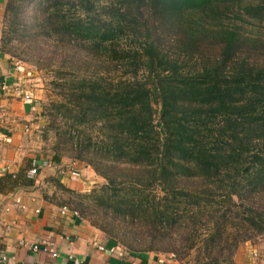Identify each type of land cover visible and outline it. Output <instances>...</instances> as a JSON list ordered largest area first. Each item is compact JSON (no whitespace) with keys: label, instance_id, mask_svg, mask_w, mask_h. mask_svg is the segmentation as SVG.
Here are the masks:
<instances>
[{"label":"trees","instance_id":"obj_1","mask_svg":"<svg viewBox=\"0 0 264 264\" xmlns=\"http://www.w3.org/2000/svg\"><path fill=\"white\" fill-rule=\"evenodd\" d=\"M2 23V51L49 74L52 159L106 180L61 203L109 244L100 217L182 264L264 235V0H7Z\"/></svg>","mask_w":264,"mask_h":264},{"label":"crops","instance_id":"obj_2","mask_svg":"<svg viewBox=\"0 0 264 264\" xmlns=\"http://www.w3.org/2000/svg\"><path fill=\"white\" fill-rule=\"evenodd\" d=\"M6 1L0 0V257L5 253L7 261L0 264H73L69 254L80 264H182L170 253L129 251L118 243L109 244L102 231L78 212L75 214L67 206L68 210L62 213L66 205L60 202L56 188L44 174L56 172L59 179L60 172L77 161L62 157L56 162L52 159L53 152L46 154L36 146L33 132L44 117L41 87L27 64L1 49ZM24 94H29L30 98L25 99ZM42 159H50L52 166L42 168L31 183H25L27 171L36 160ZM9 175H19L17 185L9 183ZM65 182L60 180L80 192L88 190L92 181L78 183L68 177ZM23 241H45L57 250L58 256L34 252L23 246ZM98 245L105 249H98ZM234 264H264V237L255 243L240 245Z\"/></svg>","mask_w":264,"mask_h":264},{"label":"rangeland","instance_id":"obj_3","mask_svg":"<svg viewBox=\"0 0 264 264\" xmlns=\"http://www.w3.org/2000/svg\"><path fill=\"white\" fill-rule=\"evenodd\" d=\"M261 30L264 32V28L263 29L261 28ZM20 55H22V54H20ZM13 58H15V60H18V61H21V62L27 64L30 67V69L34 71L33 73L37 78V83L40 84L41 94H42V98H43L42 114L44 117L41 120L40 124H38L37 129H34V132H33L34 136L33 137H34V141L37 144L36 146H40V150L45 151L46 154L51 155V153L53 152V147L55 146V144L57 142V139L55 137L54 131L52 129H50V127H48L49 119L44 114L45 113L44 112V106L48 105V102H49V99H48L49 91H48V85H47V82L49 81V78H50L49 74L44 70L37 69L30 62L23 61L21 57H20V59H18L16 57H13ZM67 154L68 153H66V151H65L64 158L66 160L69 159L68 157H66ZM67 163H69V161H67ZM86 166L87 167L84 168V167H82V165L78 164L77 162H74V163L71 162L68 164V166L64 170H62L60 172V176H59V179L62 180L64 183H66L65 181L68 180V174H67L68 170L70 168L78 169L82 174V177H81L80 181H78V183L82 181V182H85V184H87L89 181H92V182H89V184H88L89 185L88 190L86 189L85 191H80V192L76 191V189H70V188L69 189L72 191L71 193L64 190L62 188V186H64L65 188H68V187L66 185H64V183L63 184L61 183L62 186L59 185L60 180L56 178V176H57L56 172H50V173H47V175L44 174L45 178H47V179H49V181H51L50 182L51 186L56 188L55 192H56V194H58V197L60 198V202L69 203L72 205H75L78 202H84V203H90V204L93 203L94 198L91 197V195L88 196V194H92L91 192L93 190H99L100 187L106 183V180L103 177L97 175L95 173V171L90 166H89L90 168L88 167V165H86ZM85 184H84V186H85ZM77 187L79 188V186H77ZM77 190H80V189H77ZM96 217L97 216L92 217V219L94 220ZM98 220H99V223H101V226H105L108 229L112 228V233L110 235L107 234V236H112V238L117 240L120 245L125 244L128 246L130 244V245L136 246L138 248L144 247V245H142L141 243H138V238H140L139 234L141 232H138L135 229L138 227H146V225L143 222L140 221V222L133 223V221L130 219L123 220L121 218H117V219L111 220L108 223H106V221L104 219H102L101 217L98 218ZM125 225H128V226L125 227ZM102 233H104V232L102 231ZM134 234H136L137 237ZM263 237H264V235L259 237L255 242L259 241ZM145 239H146V237H145ZM159 252H162V250ZM170 254H172V253H170ZM172 255H174V254H172ZM254 255H256V253Z\"/></svg>","mask_w":264,"mask_h":264},{"label":"built area","instance_id":"obj_4","mask_svg":"<svg viewBox=\"0 0 264 264\" xmlns=\"http://www.w3.org/2000/svg\"><path fill=\"white\" fill-rule=\"evenodd\" d=\"M23 97L25 99H29L30 95L29 94H24ZM52 162L49 159H42V160H36L32 166V168H30L26 175L29 178H33L39 170H41L42 168H49L52 166ZM68 177L70 180L76 182V181H80L82 174L78 169L75 168H70L68 170ZM68 210V208L66 206L62 207V213L66 212ZM75 214L76 211L74 212ZM23 246H27L29 249H31L34 252H39V251H43L46 252L48 254H50L52 257H57L58 256V252L57 250H55L49 243L45 242V241H41V242H36V243H27L25 241L21 242ZM98 249L100 250H104L105 247L102 245H98ZM110 251H113V248L110 249ZM174 256V255H173ZM68 258L73 262V264H80V261L73 256V254H69ZM7 261V255L5 253H1V257H0V263H4ZM156 264H162V263H156ZM164 264H168V263H164Z\"/></svg>","mask_w":264,"mask_h":264}]
</instances>
